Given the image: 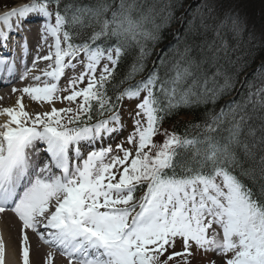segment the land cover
I'll list each match as a JSON object with an SVG mask.
<instances>
[{
  "label": "snow or ice",
  "instance_id": "6c2138e0",
  "mask_svg": "<svg viewBox=\"0 0 264 264\" xmlns=\"http://www.w3.org/2000/svg\"><path fill=\"white\" fill-rule=\"evenodd\" d=\"M219 3L211 0L188 29L212 31L206 48L213 59L227 57L247 34L237 11L217 14ZM29 16L41 18L43 41L53 39L47 54L35 57L33 69L43 60L50 70H42V84L12 92L46 102L51 110L31 114L23 96L15 107L0 108L7 117L0 123V214L11 211L20 222L22 264H30L27 230L59 250L68 264H191L189 258L201 254L206 264H264V61L260 74L246 81L242 100L213 108L202 124L190 126L195 135L165 129L157 143L159 125L179 106L215 105L231 94L246 56L231 61V68L217 64L198 79L194 69L206 61L192 57L185 45L169 68L173 75L162 79L154 69L128 83L144 71L161 25L174 17L172 0H28L0 15L4 46ZM133 49L128 73L113 83L121 58ZM74 60L84 71L61 89L58 82L66 68H76ZM5 64L11 74L14 63L0 56V68ZM33 69L26 68L20 79ZM32 79L40 81L41 75ZM125 98L139 100L126 141L134 154L123 143L115 150L97 148L118 131L113 125L120 126ZM55 101L68 106L57 108ZM94 111L100 117L95 122ZM36 142L47 153L42 163L41 150L30 151ZM177 241L181 251L175 250ZM5 254L0 235V264ZM54 257L49 251L44 264H53Z\"/></svg>",
  "mask_w": 264,
  "mask_h": 264
},
{
  "label": "trees",
  "instance_id": "16d2710c",
  "mask_svg": "<svg viewBox=\"0 0 264 264\" xmlns=\"http://www.w3.org/2000/svg\"><path fill=\"white\" fill-rule=\"evenodd\" d=\"M184 1L172 0L174 17L169 23L162 24L160 28L161 38L159 41H163V44L166 43L167 45L170 40H173V42L170 44L173 45V51L169 52L166 50L167 48L164 47L165 54L157 53L158 55L153 54L148 57L144 71L137 75L134 80L128 81V83H134L135 80L144 79L148 73L154 69H159L162 79L166 78V73L169 76L173 75L174 73L170 72L169 68L176 58L177 54H175V52L177 50L183 52L185 45L191 46L190 55L192 57L201 58L202 61H206V63L201 64L199 69H194L198 79H202L204 74H210L212 71H214L217 64L225 68H231V61L235 60L237 57L246 56L247 66L242 72L239 73L237 78L236 88L237 86H240L239 90L235 88L231 94L220 98L215 105L211 103L205 104L196 102L190 103L188 105H181L177 109L173 110L171 114L166 115L162 123L159 125V127L167 128L170 132L175 131L181 136H183L187 131L191 137L192 135L196 134V130L192 129L190 127L191 125L202 124L205 119H207L208 114L213 108H215L216 111H219L221 107H225L232 101L242 100L244 93L247 91L246 81H251L253 80L254 76H258L260 74L261 62L264 61V0H220L219 6L217 8V14L228 11L229 9H234L242 16L246 22L247 30H251L255 34V37H252V41L248 39V37L244 38L235 51H229V55L227 57L221 54V56L215 59L212 58L211 54L206 48V45L209 44L213 39L210 38V34H208L203 29L195 34L192 31H188L189 21L193 20L192 17L188 19L186 16L184 19H187L188 21L184 22V24H181V22L178 24L177 19L181 18V16L178 17V13L185 8ZM208 1L211 2V0ZM81 2L89 3L90 0H81ZM154 2H156V0H147L148 4H152ZM194 6L195 9L191 11H199L200 15L204 14L201 12V7L199 5L194 4ZM161 33L164 37L161 35ZM177 34H179V38L176 36ZM232 43L236 44L237 42L233 41ZM159 46L160 43L158 42L155 44L154 48ZM135 56L136 50L133 49L121 58V61L116 68L115 80L113 83H118L119 80L128 73ZM161 60L164 61L163 65H161ZM243 62L244 61L241 60V63ZM251 68L255 69L251 71L249 70ZM211 86L212 85L210 82L209 87ZM109 95H112L111 89L109 90ZM249 111H251L250 108ZM99 118L100 117L97 116L94 111L93 122ZM252 122L255 124L259 123L258 113L253 117ZM217 135H224V133L220 132L217 133ZM245 162L246 166L247 163H250V161H247L246 158Z\"/></svg>",
  "mask_w": 264,
  "mask_h": 264
},
{
  "label": "bare ground",
  "instance_id": "6f19581e",
  "mask_svg": "<svg viewBox=\"0 0 264 264\" xmlns=\"http://www.w3.org/2000/svg\"><path fill=\"white\" fill-rule=\"evenodd\" d=\"M184 1V0H183ZM210 2L208 0H185V8L178 13V17L181 16V18L177 19L178 24L181 22V24H184V22L188 21L187 18L190 19L191 17H198L200 16L199 11H191L195 9L194 4L199 5L201 7V12L205 9L206 5L209 4ZM32 16H29L25 22L31 23V29H30V34H29V40L34 42L36 46L33 47L31 46V50L29 53H27L26 56L29 55V60L28 64L25 68H18L20 71V74L24 72V70L27 69H33V60L37 55L43 56L46 55L48 52V45L52 44L53 42L52 37H48L47 42L42 40V35L35 33L33 31V28H37L34 30L39 29L40 31V25L37 24L36 22H32L30 20ZM30 20V21H29ZM196 24H199V20L197 19ZM174 23V22H173ZM208 34H210V38H213V33L211 30L206 31ZM162 35V33H161ZM163 36V35H162ZM179 38V34H177ZM164 37V36H163ZM248 37L252 41V37H255V34L250 30H247V34L244 36V38ZM243 38V40H244ZM50 42L49 44H47ZM173 42V40H170L167 45L166 43L163 44V41H159L160 43V49L159 47H155L152 52L153 54H165V48H167V51H173V45H170ZM29 46V47H30ZM165 47V48H164ZM177 54V51L175 52ZM158 55V54H157ZM156 55V56H157ZM67 59V58H66ZM75 61V60H74ZM73 61V63H74ZM49 62L47 61H39L38 64L36 65L35 69L29 73V76L25 80L21 79H16L12 80L10 83L6 85L0 86V108L3 107H15L17 99L21 96H23L22 103L26 111H28L31 114H34L36 112L44 111V109L40 108H33L31 105V100L30 97H28L26 94H22L20 92L13 93L12 88H23L29 84L35 85L37 83L42 84L44 81V77L42 76V70L47 69V65ZM260 63V62H259ZM255 68H251L249 70L253 71ZM50 70V69H47ZM66 70V69H65ZM34 75H41V80L40 81H35L32 79ZM65 76V75H64ZM63 76L61 77V79ZM71 78V77H70ZM61 81V80H60ZM59 81V82H60ZM51 82V81H50ZM240 86H237V90H239ZM57 107V106H56ZM48 110V108H45ZM251 109V108H250ZM7 117L5 116H0V123H3ZM36 146V144H35ZM40 147V145H38ZM36 148L31 149L30 151H34ZM20 222L18 221V218L11 213V211L6 212L5 214H0V235L3 236L5 240V245H6V254H5V264H22L21 257H20ZM28 235L30 238V264H44V257L49 251L55 252V257L53 264H68V260L66 257L61 255L60 251L52 248L51 246L44 244L42 240L39 239V237L33 233L31 230H27ZM75 264V261H74Z\"/></svg>",
  "mask_w": 264,
  "mask_h": 264
},
{
  "label": "rangeland",
  "instance_id": "374dc122",
  "mask_svg": "<svg viewBox=\"0 0 264 264\" xmlns=\"http://www.w3.org/2000/svg\"><path fill=\"white\" fill-rule=\"evenodd\" d=\"M10 0H0V6L3 4H8L10 3ZM17 4H23L28 2V0H17L16 1ZM50 42H48L47 44H49ZM52 43V42H51ZM83 59V54H81L79 60ZM79 60H75L74 63L76 64V68L75 69H71V68H66L65 70V75L63 76L64 79L61 82H58L59 87L61 89H64L67 84H68V80L70 77L74 76V75H79L80 72L84 71L83 65L79 62ZM103 63V62H102ZM99 72V69H98ZM98 74V73H97ZM66 77V78H65ZM86 85V81L85 84H81L78 85V87H83ZM68 92L65 91H61L59 93V95L63 96V95H67ZM145 93H141V98L143 97ZM79 100V98H78ZM124 110L122 113V127L121 126H117V125H113L114 127H118V131L109 135H106L104 137V139L102 141L97 142L96 147H100L101 145L104 147H108L109 145L112 146V148L115 150L116 145L117 144H124L125 148H133V154H134V146L128 144L127 141V137L134 131V123H133V117L135 115V112L137 111L136 105L139 103V100L136 99H127L126 101H124ZM55 107L57 106V108H61V107H67L68 106V102L64 101H55ZM31 105L33 106V108L37 109V108H42L44 109V111H50L51 110V106L48 105L46 102H35L32 101ZM74 106V105H73ZM45 108H48V110H46ZM141 119L143 120V117H141ZM121 127V128H120ZM161 131L160 133H158L155 137H153L154 142L157 143H162L164 140V136H163V130H167L168 132H170L167 128L164 127H160ZM91 150V149H89ZM120 155H122V153H118ZM107 162V160H106ZM176 251H181V245L180 242L177 241L176 244ZM191 261V264H206L205 259L203 258L202 254L201 255H197L195 257H190L189 258ZM171 264V262H170Z\"/></svg>",
  "mask_w": 264,
  "mask_h": 264
}]
</instances>
